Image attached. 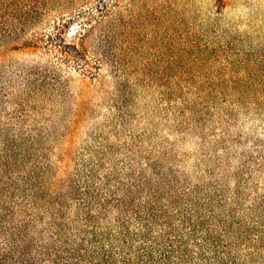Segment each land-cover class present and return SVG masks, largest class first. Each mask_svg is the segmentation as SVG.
Returning <instances> with one entry per match:
<instances>
[{
    "label": "trees",
    "instance_id": "16d2710c",
    "mask_svg": "<svg viewBox=\"0 0 264 264\" xmlns=\"http://www.w3.org/2000/svg\"><path fill=\"white\" fill-rule=\"evenodd\" d=\"M184 2L0 0V264H264V66Z\"/></svg>",
    "mask_w": 264,
    "mask_h": 264
},
{
    "label": "rangeland",
    "instance_id": "374dc122",
    "mask_svg": "<svg viewBox=\"0 0 264 264\" xmlns=\"http://www.w3.org/2000/svg\"><path fill=\"white\" fill-rule=\"evenodd\" d=\"M183 9L185 16L194 22L184 36L196 41L198 47H208L210 53L207 58L210 61L264 66V0H185ZM183 31L179 33L183 35ZM179 33L173 36L175 50L168 48L169 45L172 47L170 41L167 46L165 38H161L157 47L161 45V50L166 52L163 61L171 56L178 61L177 51H182L184 47ZM25 57L16 56L17 60ZM103 74H107L106 69ZM105 113V110L102 111L95 120L103 119ZM251 123H248L245 131L249 130ZM94 126L95 123L91 121L81 127L73 142L78 145L91 142L89 137ZM194 145V142L186 140L182 146L191 148Z\"/></svg>",
    "mask_w": 264,
    "mask_h": 264
}]
</instances>
